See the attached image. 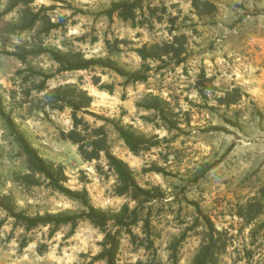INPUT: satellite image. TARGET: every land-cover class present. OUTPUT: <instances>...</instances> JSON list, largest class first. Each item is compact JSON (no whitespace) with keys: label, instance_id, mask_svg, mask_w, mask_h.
Returning <instances> with one entry per match:
<instances>
[{"label":"rangeland","instance_id":"obj_1","mask_svg":"<svg viewBox=\"0 0 264 264\" xmlns=\"http://www.w3.org/2000/svg\"><path fill=\"white\" fill-rule=\"evenodd\" d=\"M136 2V25L106 11L113 3ZM193 0H36L60 26L49 34L17 33L21 8L5 13L0 0V97L6 115L46 160L61 165L71 191L87 190L96 209L118 213L138 204L116 193L117 177L99 161L83 160L78 146L63 140L71 129V110L53 111L47 86H78L93 98L84 115L90 125L106 126L110 151L125 161L138 184L160 196L138 210L139 222L121 231L118 264L146 260L148 240L155 243L162 264H192L209 217L227 230L232 246L220 264H264V210L251 226L239 217L250 201L261 200L264 188V0H202L216 7L201 15ZM50 9V10H48ZM185 36L184 61L172 57L144 63L137 50ZM26 51V61L16 56ZM50 51L78 52L86 59L110 58L126 73L145 74V82L127 79L108 68L60 72ZM98 78L99 83L94 80ZM229 94V101L224 104ZM159 97L160 112L143 104ZM113 123L146 136L150 149L133 154ZM25 158L0 118V189L11 195L19 212L29 217L79 214V203L52 190L36 177L26 180ZM198 210L201 212H198ZM148 222V223H147ZM104 234L83 220L74 230L38 227L27 230L0 208V264H105L98 260Z\"/></svg>","mask_w":264,"mask_h":264},{"label":"trees","instance_id":"obj_2","mask_svg":"<svg viewBox=\"0 0 264 264\" xmlns=\"http://www.w3.org/2000/svg\"><path fill=\"white\" fill-rule=\"evenodd\" d=\"M35 1L7 0L5 13H11L21 8L19 13L20 18L15 29L17 33L34 32L41 28V33L49 34L60 26L59 23L53 22L50 15H43V12L47 10L44 7L36 11L32 7ZM192 5L201 15H210L217 10L208 1L193 0ZM139 9L141 8L136 2L121 1L113 3L112 8L106 11V15L112 20L114 12L118 11L119 19L136 25ZM186 46V37L176 36L173 37L172 41L165 42L162 45L144 46L137 50V53L144 63L148 60H157L163 57H172L177 59L178 63H182L184 61L183 55L186 54ZM25 52L21 50L16 54L22 62L26 61ZM49 54L53 61L59 65L60 72L89 71L94 67H99L114 71L118 75L125 77L127 82L135 83L147 80L144 73H126L124 69L119 67L110 58L86 59L83 54L78 52L63 53L60 51H50ZM36 75L43 78L36 91L44 94L45 106L53 111H62L66 108L71 110V129L68 132L61 131V138L77 145L79 154L87 162L99 161L104 156L107 166L117 177L116 193L119 196L130 198L138 204V207L131 209L129 205H125L118 213L104 212L90 204L87 190H83L82 192L71 191L66 186L68 177L64 167L44 159L39 154V151L29 142L24 133L19 130L10 115L5 114L0 97V118L3 120L14 143L25 158V167L28 173L26 180L35 181L36 177L44 179L52 190L64 195L73 202L79 203L83 211L79 214L59 213L56 215L46 214L44 216L29 217L24 212H19L12 196L3 194L1 189L0 208L9 217L13 218L17 224L24 226L27 230L47 226L54 227L55 229L71 226L75 230L81 221L87 220L104 234V241L101 244L102 252L97 259L103 261L105 264H118L122 240L121 231L126 229L127 234L131 235L133 240H135L131 228L139 222V208L144 203L151 202L154 198L159 197L160 191L142 188L138 184L131 167L110 151L106 126H92L85 120L84 115H87L110 123L108 120L101 119V117L90 112L93 98L87 91L78 86L68 85L51 89L47 86V82L52 78V75ZM94 82L98 84L99 79L96 78ZM228 99L229 94L226 96L224 104H233L234 101H229ZM163 104L164 101L159 97H152L151 101H146L143 104V107L159 111L163 120L171 123L165 117L164 110L161 107ZM113 126L128 149L135 155L154 146L146 136L130 128L116 123H113ZM260 196L264 200V188L260 191ZM263 210L264 201L253 200L242 208V213H240L239 217L245 221V227L251 226L262 215ZM198 212L200 211L198 210ZM203 219L204 236L192 264H220L223 256L228 254V250L232 246V237L229 231L219 230L211 218L205 216ZM145 250L149 252V256L146 260H139L136 264H162L153 240H148ZM172 251L174 252L171 257L172 263L178 264L176 245L172 246Z\"/></svg>","mask_w":264,"mask_h":264}]
</instances>
